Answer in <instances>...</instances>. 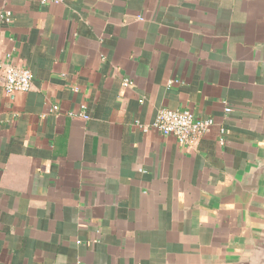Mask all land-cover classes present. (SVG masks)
I'll return each instance as SVG.
<instances>
[{
    "label": "crops",
    "instance_id": "crops-1",
    "mask_svg": "<svg viewBox=\"0 0 264 264\" xmlns=\"http://www.w3.org/2000/svg\"><path fill=\"white\" fill-rule=\"evenodd\" d=\"M0 59L33 72L0 85V264L222 261L264 216L214 205L264 147V0H0Z\"/></svg>",
    "mask_w": 264,
    "mask_h": 264
},
{
    "label": "built area",
    "instance_id": "built-area-1",
    "mask_svg": "<svg viewBox=\"0 0 264 264\" xmlns=\"http://www.w3.org/2000/svg\"><path fill=\"white\" fill-rule=\"evenodd\" d=\"M63 0H53L59 3ZM45 2V0H44ZM2 19L11 22L13 13L10 10H5L1 14ZM127 85L130 83L128 78L124 79ZM0 85L3 86L6 94L12 95L18 92H27L31 90L33 85V72L24 64H14L7 59H0ZM59 107L54 105L50 111L55 112ZM226 112H230L231 108L226 107ZM83 115V112L80 113ZM86 117V116H85ZM138 126H143L138 123ZM216 121L214 118H199L194 115L189 109H170L161 108L153 122V127L163 136H173L179 144L191 148L197 140L209 133ZM146 130V127L144 128ZM221 134H224L225 128H220ZM220 142H224V137L221 135Z\"/></svg>",
    "mask_w": 264,
    "mask_h": 264
},
{
    "label": "water",
    "instance_id": "water-1",
    "mask_svg": "<svg viewBox=\"0 0 264 264\" xmlns=\"http://www.w3.org/2000/svg\"><path fill=\"white\" fill-rule=\"evenodd\" d=\"M254 198L264 203V147L258 150L240 175L216 193L214 205H246ZM255 223L238 244L239 251L234 257L200 264H264V216L258 217Z\"/></svg>",
    "mask_w": 264,
    "mask_h": 264
}]
</instances>
